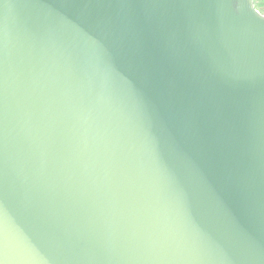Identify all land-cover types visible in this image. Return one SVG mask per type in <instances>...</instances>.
<instances>
[{
	"label": "water",
	"instance_id": "obj_1",
	"mask_svg": "<svg viewBox=\"0 0 264 264\" xmlns=\"http://www.w3.org/2000/svg\"><path fill=\"white\" fill-rule=\"evenodd\" d=\"M0 264H264L255 0H0Z\"/></svg>",
	"mask_w": 264,
	"mask_h": 264
},
{
	"label": "rangeland",
	"instance_id": "obj_2",
	"mask_svg": "<svg viewBox=\"0 0 264 264\" xmlns=\"http://www.w3.org/2000/svg\"><path fill=\"white\" fill-rule=\"evenodd\" d=\"M255 4L264 13V3L261 0H255Z\"/></svg>",
	"mask_w": 264,
	"mask_h": 264
},
{
	"label": "trees",
	"instance_id": "obj_3",
	"mask_svg": "<svg viewBox=\"0 0 264 264\" xmlns=\"http://www.w3.org/2000/svg\"><path fill=\"white\" fill-rule=\"evenodd\" d=\"M264 3V0H261Z\"/></svg>",
	"mask_w": 264,
	"mask_h": 264
}]
</instances>
